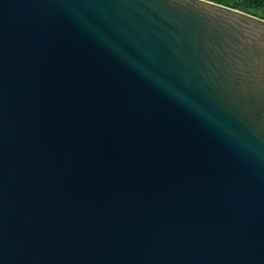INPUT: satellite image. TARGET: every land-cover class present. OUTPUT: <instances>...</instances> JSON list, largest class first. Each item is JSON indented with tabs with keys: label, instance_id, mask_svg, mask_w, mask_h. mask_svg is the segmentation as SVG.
<instances>
[{
	"label": "water",
	"instance_id": "95a60500",
	"mask_svg": "<svg viewBox=\"0 0 264 264\" xmlns=\"http://www.w3.org/2000/svg\"><path fill=\"white\" fill-rule=\"evenodd\" d=\"M0 264H264V18L0 0Z\"/></svg>",
	"mask_w": 264,
	"mask_h": 264
},
{
	"label": "trees",
	"instance_id": "16d2710c",
	"mask_svg": "<svg viewBox=\"0 0 264 264\" xmlns=\"http://www.w3.org/2000/svg\"><path fill=\"white\" fill-rule=\"evenodd\" d=\"M213 1L226 4L232 7H236L238 9L253 13L255 15L264 18V9H261V7L258 4L254 3L253 0H241V3H237L235 0H213ZM251 6L256 7V9H250Z\"/></svg>",
	"mask_w": 264,
	"mask_h": 264
},
{
	"label": "rangeland",
	"instance_id": "374dc122",
	"mask_svg": "<svg viewBox=\"0 0 264 264\" xmlns=\"http://www.w3.org/2000/svg\"><path fill=\"white\" fill-rule=\"evenodd\" d=\"M237 3H241V0H235ZM254 1V3H256V4H258L260 7H261V9H264V0H253ZM250 9H256V7H254V6H251L250 7Z\"/></svg>",
	"mask_w": 264,
	"mask_h": 264
}]
</instances>
